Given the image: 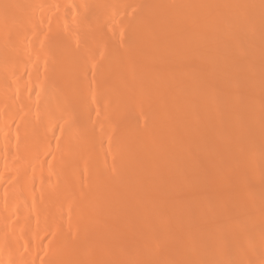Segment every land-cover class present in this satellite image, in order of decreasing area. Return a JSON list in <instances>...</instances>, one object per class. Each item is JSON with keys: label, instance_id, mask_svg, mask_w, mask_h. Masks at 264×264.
<instances>
[{"label": "bare ground", "instance_id": "obj_1", "mask_svg": "<svg viewBox=\"0 0 264 264\" xmlns=\"http://www.w3.org/2000/svg\"><path fill=\"white\" fill-rule=\"evenodd\" d=\"M0 264H264V0H0Z\"/></svg>", "mask_w": 264, "mask_h": 264}]
</instances>
